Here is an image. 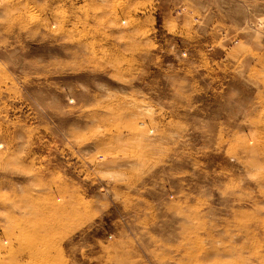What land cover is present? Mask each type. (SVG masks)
I'll list each match as a JSON object with an SVG mask.
<instances>
[{
  "label": "rangeland",
  "instance_id": "374dc122",
  "mask_svg": "<svg viewBox=\"0 0 264 264\" xmlns=\"http://www.w3.org/2000/svg\"><path fill=\"white\" fill-rule=\"evenodd\" d=\"M0 264H264V0H0Z\"/></svg>",
  "mask_w": 264,
  "mask_h": 264
}]
</instances>
